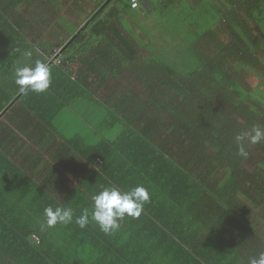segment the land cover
I'll return each instance as SVG.
<instances>
[{"label":"trees","instance_id":"trees-1","mask_svg":"<svg viewBox=\"0 0 264 264\" xmlns=\"http://www.w3.org/2000/svg\"><path fill=\"white\" fill-rule=\"evenodd\" d=\"M87 1L0 0V52L11 59L4 71L0 66V79L13 74V47L31 52L30 64H47L52 46L71 41L64 50L75 47L73 54L82 53L80 75L95 80L117 77L121 67L136 62L132 75L144 83L136 103L132 91L102 82L114 96L122 91L113 113L127 125L129 143L136 139L142 151L138 172L144 185H161L151 183L157 179L170 189L168 198L174 196L191 212L199 210L207 229L200 233L217 236L211 230L221 222L216 230L222 227V238L230 245L264 251V142H245L247 158L236 154L235 144L240 132L264 125V90L258 91L264 87V0L215 1L212 20L217 27L194 18L193 37L183 38L188 45L180 50L179 61L144 51L128 32L133 28L122 27L130 0H90V11ZM143 1L145 11H157L153 0ZM250 75L259 79L256 87L248 81ZM8 96H0V113ZM3 116L0 123L6 112ZM134 172L128 170L126 177ZM155 207L150 201L144 204L143 225L158 227Z\"/></svg>","mask_w":264,"mask_h":264},{"label":"crops","instance_id":"crops-1","mask_svg":"<svg viewBox=\"0 0 264 264\" xmlns=\"http://www.w3.org/2000/svg\"><path fill=\"white\" fill-rule=\"evenodd\" d=\"M153 1L157 12L167 17L166 25L167 19L189 20L190 24L195 18L200 24L213 23L206 19L214 12V2H219ZM185 3L190 10L202 12L188 17L175 15ZM145 5L141 0L129 13ZM129 18L121 19L124 29L129 28ZM67 44L52 46L48 53L53 59L47 63L51 84L45 92L24 95L18 92L13 74L6 73L0 79V96L11 99L3 109L7 119L0 123V264H246L249 255L258 254L254 245L239 248L224 240L222 227L221 232L216 230L221 222L211 230L217 236L200 233L207 229L199 210L191 212L174 196L168 198L170 189L157 179L151 183L161 185H144L138 172L142 151L136 139L129 143L127 125L113 113L122 91L114 96L102 82L107 78L80 75L85 62L82 53L73 54L75 47L64 50ZM13 48L16 55L10 65L14 73L18 63L30 64V57L23 55L26 50ZM70 53L72 57L67 58ZM0 58L4 71L11 59L2 54ZM132 62L133 66L121 67L123 73L120 69L117 77L110 75L106 84L132 91L136 103L138 97L142 99L137 91L144 83L132 75L138 67ZM2 80L7 83L2 84ZM132 169L133 177L127 178ZM112 184L125 190L136 184L147 186L154 196H149V201L151 206L156 204L153 210L158 227L143 225L141 212L138 218L126 215L120 228L109 234L91 218L84 228L74 220L68 225L41 228L46 206H70L78 216L91 206V196L101 185Z\"/></svg>","mask_w":264,"mask_h":264},{"label":"clouds","instance_id":"clouds-1","mask_svg":"<svg viewBox=\"0 0 264 264\" xmlns=\"http://www.w3.org/2000/svg\"><path fill=\"white\" fill-rule=\"evenodd\" d=\"M23 55L30 57L31 52L25 51ZM13 76L18 92L24 95L29 92L43 93L51 84L50 67L41 60H36L34 64L18 63ZM245 142L251 145L264 142V125L255 124L235 136L236 154L243 158L249 155ZM149 198V192L142 184L126 190L115 184L101 185L91 196V206L83 208L78 216L70 206H46L40 226L52 228L57 224L68 225L74 220L76 225L84 228L91 218L102 232L109 234L120 228V222L126 215L138 218ZM246 264H264V251L249 256Z\"/></svg>","mask_w":264,"mask_h":264},{"label":"rangeland","instance_id":"rangeland-1","mask_svg":"<svg viewBox=\"0 0 264 264\" xmlns=\"http://www.w3.org/2000/svg\"><path fill=\"white\" fill-rule=\"evenodd\" d=\"M87 2L86 8L90 11L93 7V2L90 0ZM171 12L174 11H169V14ZM179 12L180 13L175 15L188 17L193 14L198 15L202 11L199 9L195 11L190 10L188 4L185 3L184 6H182V10ZM128 16L130 17L128 29L131 30L133 28V30L127 31L130 32V35L139 45L143 44V46L140 47L144 51L152 49L159 56L171 61H179L181 57L180 50L186 48L188 45L183 38L193 37V32L189 31L191 29L190 24L187 23L189 20L176 19L175 21H168L167 19L166 25V20L164 19L167 18L166 16H161L157 11L148 12L144 9H140L139 11L136 10L135 13L130 12ZM209 18L212 20V16ZM213 25L214 28L217 27L215 22ZM248 81L254 87L259 83V79L253 75L248 77ZM260 90H264V87L261 86L258 88V91Z\"/></svg>","mask_w":264,"mask_h":264},{"label":"built area","instance_id":"built-area-1","mask_svg":"<svg viewBox=\"0 0 264 264\" xmlns=\"http://www.w3.org/2000/svg\"><path fill=\"white\" fill-rule=\"evenodd\" d=\"M140 0H130V6L132 8H137L139 6Z\"/></svg>","mask_w":264,"mask_h":264},{"label":"water","instance_id":"water-1","mask_svg":"<svg viewBox=\"0 0 264 264\" xmlns=\"http://www.w3.org/2000/svg\"><path fill=\"white\" fill-rule=\"evenodd\" d=\"M83 27H84V26H83ZM16 99H17V98H16ZM16 99H15V100H16ZM3 112H5V111H3ZM3 112H2V113H3ZM2 113H0V116L2 115Z\"/></svg>","mask_w":264,"mask_h":264}]
</instances>
